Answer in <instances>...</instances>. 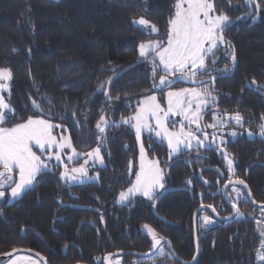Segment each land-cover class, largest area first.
Listing matches in <instances>:
<instances>
[{"label":"trees","instance_id":"1","mask_svg":"<svg viewBox=\"0 0 264 264\" xmlns=\"http://www.w3.org/2000/svg\"><path fill=\"white\" fill-rule=\"evenodd\" d=\"M259 2L257 18L248 19L250 6L244 0H214L218 11L226 12L232 22L236 20L224 34L234 45L238 63L233 67L227 46H220L214 65L209 62L210 74L226 72V65L228 72L236 67L233 76L218 79L217 88L225 93L221 108L246 118L255 115V120L264 115V0ZM174 3L0 0V67L13 72L7 99L15 109V118L7 125L41 115L32 108L31 99L35 100L51 119L69 128L77 150L86 153L100 143L107 162L95 169L98 179L85 183L65 182L57 169L45 170L15 202L0 203V254L24 247L43 254L50 264H105L103 257L113 251H149L152 237L142 229L151 224L158 234L172 241L181 258L191 260L195 254L192 216L196 207L212 204L220 213L230 212L221 196L229 176L227 170L225 175L205 171V184L195 175L197 166L183 158L166 171L167 186L178 189L160 202L159 216L154 215L148 200L132 199L120 204L119 193L132 184L136 173L135 132L127 125H110L104 141L97 140L100 134L95 125L101 115L110 122H119L121 116L133 114L142 97L159 92L152 87L151 66L147 63L135 66L112 83L110 101L99 85L139 60L142 41L156 37L167 40ZM141 16L156 24L159 32L149 35L131 23ZM253 79L256 85L251 84ZM145 142L151 145L150 156L158 157L167 169L173 160L168 147L153 136L145 137ZM228 143L236 161L235 176L244 179L254 198L264 203V137L249 138L242 133ZM204 154L209 156L200 161L218 164L216 152L206 150ZM229 194L236 201L232 188H228ZM70 202L95 206L98 211L81 209ZM238 207L242 216L214 225L200 237V255L195 264H258L263 228L255 216L261 209L248 198L241 199ZM67 244L71 246L65 248ZM134 258L121 256L114 261L134 264ZM159 258V264H180L169 256Z\"/></svg>","mask_w":264,"mask_h":264},{"label":"snow or ice","instance_id":"2","mask_svg":"<svg viewBox=\"0 0 264 264\" xmlns=\"http://www.w3.org/2000/svg\"><path fill=\"white\" fill-rule=\"evenodd\" d=\"M244 2L254 6L255 12L250 13V15L253 16V19L257 18L256 14L261 11L259 0H244ZM173 7L174 12L168 19L166 42L149 39L142 41L138 46L139 61L151 66L152 87L166 96V106L161 104L156 94H150L138 101L132 115L121 116L119 122H110L105 115H101L95 125L100 134L97 136V140L104 141V134L110 125L117 127L127 125L135 132L140 152L139 171L136 172V179L131 187L119 193V203L128 201L137 194L154 201L159 190L165 188V173L160 167L159 160H149L147 157L142 139L144 132L154 133L155 137L166 140L170 157L181 152L182 149H190L193 146L197 150L204 148L220 152L226 161L227 171L230 174L228 183L233 185L232 192L236 196V201L232 202V208L234 214L240 217L243 213L237 206L238 202L241 199L251 197L252 192L249 189L247 193H244L235 187V185H243L244 188H248V185L243 179L232 178L235 176L234 157L227 151V141L223 135L219 137L217 142V136L213 133L211 140H209V134L203 129L205 127L213 129L230 127L228 121H234L237 127L243 128L244 117L239 112L229 114L225 111L222 115H213L214 123L207 125L201 123L203 111L216 104L217 100L214 95L216 77L210 74L209 61L214 65L217 62L214 59L216 52L221 45H227L231 49L230 58L233 67L236 64L234 46L225 39L224 35L232 24V18L223 10L218 11L214 0H175ZM237 19H244V17ZM131 23L140 30L147 31L149 35L159 32L157 25L143 16L133 19ZM29 51L31 50L29 49ZM225 71H227V65ZM203 76H208V79H201L200 77ZM12 79V70L7 67H0V91H8L10 95L9 82ZM177 79L198 84L199 87L172 90ZM111 83L112 78L109 77L107 81L99 85L101 89H104L103 95L109 101L112 100V96L106 85ZM251 84L256 85L257 81L253 79ZM165 89H168L166 93ZM116 99L119 97L117 96ZM32 104L36 110L43 112L41 105L35 100L32 101ZM224 116L228 117V121L223 119ZM171 117L181 118L178 130H175L176 121H172L173 129L170 130ZM14 118L15 109L6 102L3 95H0V199L5 198L6 186H10L12 199L19 198L22 193L33 186L38 175L50 169L49 162L53 159L64 167L60 173L61 180L82 183L85 179L99 178L98 174L96 177L89 176L87 165L89 160L104 165L100 143L89 152L78 153L70 135H60L59 138L53 135V130L62 128V124H54L49 119L42 117L33 118L29 116L23 122L6 126L8 121ZM261 120L264 121V115L261 116ZM152 121L155 122L154 125ZM192 125H195V128H192ZM258 127L259 135L264 137V123ZM198 133H202L203 138ZM247 134L253 136L255 133L247 130ZM229 135L236 137L239 133L231 131ZM148 147L150 149L151 145ZM34 148L40 152V155L34 151ZM66 149L70 151V154L67 155L69 162L74 161L79 156L86 157L84 162L78 167L69 168L62 158ZM45 153H47L46 159H42ZM129 168L131 169V162H129ZM14 175H18V180H14ZM187 183L191 184L192 181L189 180ZM204 183L207 184L208 181L205 180ZM227 187L226 184L225 188ZM229 199L231 200V194H229ZM252 203L257 202L252 200ZM200 207L201 209L211 208L214 213L217 212L215 206L211 204L204 205L202 203ZM261 214L264 215V205L261 207ZM202 220L201 228L214 223L212 217L208 215L202 217ZM257 224H261V221L257 220ZM144 228L152 237V249H158L159 253L163 255L165 250L161 246V241L164 240V237H159L155 230L148 225H144ZM260 236L264 238V229L260 230ZM168 244L170 245L171 241H168ZM66 247L67 245H65ZM261 249H264V239L261 240ZM36 255L39 256L40 254L37 253ZM112 255L111 253L105 255L103 260L112 264L110 259ZM258 260L264 262V251L258 252ZM24 261L25 264H39L38 261L32 260L30 257L24 258ZM10 264H18V261L12 260ZM115 264H120L119 260Z\"/></svg>","mask_w":264,"mask_h":264},{"label":"flooded vegetation","instance_id":"3","mask_svg":"<svg viewBox=\"0 0 264 264\" xmlns=\"http://www.w3.org/2000/svg\"><path fill=\"white\" fill-rule=\"evenodd\" d=\"M250 11V10H249ZM229 40V39H228ZM233 44V43H232ZM230 72V71H229ZM223 73H228V71H226V72H221V73H214V74H211V76H219L217 79H216V81H215V85H214V88H215V92H214V95L216 96V98H217V100H216V104H213V105H211L210 107H208L206 110H205V112H204V114L202 115L203 116V120L201 121V123H202V125H207V124H210V123H214L215 121L213 120V115H222L225 111L227 112V113H229V114H234L235 112H230V111H228V110H226L225 108H221V104H220V102H221V97L225 94L224 93V91L223 90H221V89H219V88H217V82H218V79L219 78H221V74H223ZM208 76H205V77H202V78H207ZM227 77V76H226ZM201 78V79H202ZM224 109V110H223ZM243 117H244V125H243V128H239V127H237L236 125H235V122L234 121H228V117L227 116H224L223 117V119L225 120V121H228V123L231 125L230 127H226V128H223V129H213V128H208V127H205L204 129H203V131L204 132H207L208 134H209V140H211V136H212V134L213 133H215V135L217 136V142L219 141V137L221 136V135H223V137H224V139H225V141H227V145H226V147H227V151L232 155V153L230 152V145H229V141H231V140H235L236 138H237V136H239L240 134H242V133H245L246 135H248L247 134V130H251L253 133H255L253 136H248L249 138H253V137H259L260 135H259V125L261 124V123H264V121H262L261 120V116L262 115H260V118H258V119H260V121H258V122H256L257 120H255L254 118L256 117L255 115L254 116H251V117H249V118H246L244 115H242ZM256 127V128H255ZM253 129L254 130H256V131H253ZM231 131H237L238 133H239V135H237L236 137H232L231 135H229V133L231 132ZM202 137V136H201ZM190 151H191V153H190ZM206 151V149H204V148H200L199 150H197L196 149V147L195 146H193L191 149H189V150H185V151H182L180 154L181 155H179V156H175V157H173L172 159V161H170L169 162V164H168V167H167V169H166V171H168L169 169H170V167H172V165H173V163L176 161V160H178V159H180V158H183L187 163H190V165H196L197 166V170L195 171V175H196V177L201 181V182H204L206 179H204V177H203V173L205 172V171H207V170H209V171H211V172H213V173H215V174H217V173H219L220 175H222V174H224L225 175V172L224 171H226L227 170V165H226V161L224 160V158H223V156L220 154V152H218V151H213V150H208L209 152H216L217 153V156H218V164H215V162L213 161V160H210V161H212V163L213 164H205L204 163V161H200V158L202 157H205V156H209V155H207V154H204V152ZM184 153H186V155H184ZM180 156H182V157H180ZM190 156V157H189ZM234 162H236L235 161V159H234ZM220 166H222L223 167V169L220 167ZM228 172V171H227ZM230 175V174H229ZM233 179H235V178H238V177H236V176H234V177H232ZM240 178V177H239ZM228 180H229V176H228V179H226V182H228ZM87 182V181H86ZM225 182V183H226ZM83 183V182H82ZM85 183V182H84ZM224 183V184H225ZM72 184H75V183H72ZM223 184V185H224ZM223 185H222V187H223ZM168 188H170L171 190L169 191V192H171V191H173V190H176V189H178V188H176V187H171V186H167V179H166V173H165V188L164 189H162L160 192H158V195H157V198H158V196L165 190V189H168ZM229 188H233V186H231V187H229ZM237 188V187H236ZM222 189V188H221ZM242 192H244V193H246V191L245 190H243V189H241V188H239ZM168 192V193H169ZM167 193V194H168ZM166 194V195H167ZM165 195V196H166ZM164 196V197H165ZM221 196H222V194H221ZM156 198V199H157ZM164 199V198H163ZM162 199V200H163ZM161 200V201H162ZM149 201V205L151 206V209H152V212L154 213V215L155 216H159L158 215V206H157V213H155L154 212V210H153V205H154V203H155V201L156 200H148ZM160 201V202H161ZM160 204V203H159ZM204 204V203H203ZM68 205V204H67ZM70 205H72V206H75V207H79V208H81V209H85V210H95V211H98L97 210V208L95 207V206H89V205H82V204H79V203H73V202H70ZM201 205V204H200ZM206 205H209V204H206ZM212 205V204H211ZM228 205V204H227ZM199 206V205H198ZM197 206V207H198ZM214 206V205H213ZM86 207V208H85ZM197 207H196V209H197ZM216 208V207H215ZM195 209V210H196ZM216 210H217V212L220 214V215H222V216H226V215H229L231 212H232V209H231V207H230V212H227L226 210H222L221 211V213H220V211L216 208ZM101 212H102V210H101ZM194 213H195V211L193 212V216H192V226H193V234H194ZM205 215H208V216H211L212 217V219H213V221H214V223H215V220H214V218H213V216H212V214L211 213H209V212H206V211H203V212H201L200 214H199V217H198V223H197V227H199V224H200V221L202 220V217H204ZM159 219L160 220H164L163 218H161V217H159ZM213 223V224H214ZM218 224H221V225H223V223H219V222H217V223H215V225H218ZM145 225H150V226H152L151 224H145ZM152 228L154 229V230H156L153 226H152ZM156 232H157V234H158V231L156 230ZM158 236L159 237H165V238H168V237H166L165 235H161V234H158ZM198 236H199V241H200V235H199V233H198ZM169 239V238H168ZM69 246H71V244H67V248L69 247ZM200 246V245H199ZM162 247L164 248V254L163 255H161L160 253H159V251H157L154 255H152V256H150V257H136V256H134L135 258H134V264H141L142 263V261H143V264H159V263H161V261H162V259L161 258H159V257H163V256H166V257H172L173 259H174V257L172 256V254L169 252V250H168V248H167V246H166V244H164V245H162ZM152 249V248H151ZM150 249V250H151ZM149 250V251H150ZM196 250V249H195ZM129 251V250H128ZM137 252H148V251H137ZM168 254V255H167ZM195 255V254H194ZM63 258V257H62ZM115 259V258H114ZM114 259L112 260V263L113 264H115V261H114ZM193 259V258H192ZM175 260V259H174ZM185 260V259H184ZM49 261V260H48ZM176 261V260H175ZM189 261V260H188ZM1 262V261H0ZM105 262V261H104ZM49 263H50V261H49ZM78 263H83V264H89V263H87V262H84V261H79V262H76V263H74V264H78ZM176 263H177V261H176ZM3 264V263H2Z\"/></svg>","mask_w":264,"mask_h":264},{"label":"water","instance_id":"4","mask_svg":"<svg viewBox=\"0 0 264 264\" xmlns=\"http://www.w3.org/2000/svg\"><path fill=\"white\" fill-rule=\"evenodd\" d=\"M53 1L60 2L61 0H53ZM248 6H250V11L247 13L246 17L249 19V18L252 17V15H250V13H254V7H253L252 5H248ZM235 22H236V20H234L230 26H232ZM224 35H225V34H224ZM225 39H226L227 41H230V40H228V39L226 38V36H225ZM230 42H231V41H230ZM231 45L234 46V45L232 44V42H231ZM221 46H222V47H226L227 45H221ZM235 54H236V51H235ZM142 63H144V62H140V61L138 60V61H136V62H134V63H132V64H130V65L125 66L124 68H122V69L119 70L118 72L114 73V74L111 76V78H112V83H113L115 80H117L118 78H120L123 74H125L126 72H128L129 70H131L132 68H134L135 66H137V65H139V64H142ZM237 63H238V61H237V59H236V65H237ZM235 70H236V67H235L232 71H230V72H228V73H223V74H221L220 76H221V77L233 76L234 73H235ZM177 75H179V74H177ZM214 77H216V79H217L219 76H214ZM202 79L207 80L208 77H207V78H202ZM216 79H215V81H216ZM112 83H111L110 85H106V87H107V89H108L109 92H110V90H111V85H112ZM179 84H184V85H189V86H199L198 84H193V83H191V82H187V81H184V80L177 79V81H176V83L173 85V87H175L176 85H179ZM214 85H215V83H214ZM106 100H108V99L106 98ZM32 101H33V100L31 99V105H32V108H33V110H34L35 112L40 113L41 115H44V116H46V117H50V116H48V114L45 113L44 111H43V112H40L39 110H36V109L33 107ZM108 101H109V100H108ZM131 169H133V165H131ZM239 179H242V178H239ZM243 180H244V179H243ZM244 181H245V180H244ZM245 182H246V181H245ZM226 184L228 185L227 188H225V185H226ZM246 184L248 185L247 182H246ZM231 186H233V185H231V184H229L228 182H226V183L223 185L222 189H221L222 199H223L224 202H225L226 204H228L229 207H231V209H232V212H231L229 215L222 216V215H220L218 212H215V213H214V212L212 211L211 208H207V207L201 209L200 205H199V206L197 207V209L195 210L194 218H193V219H194V242H195V249H196V250H195V255H194L195 259H191V260H189V261H188V260H184V259L181 258V257L178 255V253L175 251L174 246H173V243H172V241H171L170 239L164 237V240L161 241V246L164 245V244H166V246H167L169 252L172 254V256L174 257V259H175L178 263H180V264H195L196 261H197L198 258H199V255H200V246H199V236H198V227H197V223H198V217H199V214H200L201 212L206 211V212L211 213L212 216H213V218H214V220H215V223H217V222H219V223H226V222L232 221L233 219H235V218L237 217V216L234 214V211H233V208H232V202H233V201L230 200V199H229V196H228V188L231 187ZM235 187H237V188H241V189L245 190L246 193H247V191H248L249 189L251 190V188H250L249 185H248V188H244L243 185H235ZM170 190H171L170 188L165 189V190H164V191L158 196V198L156 199V201H155V203H154L155 206H153V210H154L155 213H157L156 210H157V206L159 205L160 201L164 198V196H165ZM251 192H252V191H251ZM248 199H249V201H250L251 203H252V200H255V201L257 202V203H255V204L252 203L253 206H255L256 208L261 209L262 205H264V203H260V202H258V201L254 198L253 193H252V196H251V197H248ZM204 205H206V204H204ZM237 206H238V205H237ZM85 208H86V207H85ZM217 213H218V214H217ZM215 223H214V225H215ZM148 226H150V225H148ZM150 227L152 228V226H150ZM152 229H153V228H152ZM142 230H143L144 232L148 233L147 229H145L144 227H143ZM155 232H156V230H155ZM156 233H157V232H156ZM148 234H149V233H148ZM149 235H150V234H149ZM168 241H171V244H170V245L168 244ZM14 249H16V251H13V249H11L10 251H7V252H5V253L0 254V261H1L0 264H2V263H4V262H7L8 260L12 259L15 255L20 254V253H28V254H32V255H34L35 257H37V258H38L43 264H50L49 261H48V258L45 257L43 254L39 253L38 251H35V250H33V249H30V248H24V247H17V248H14ZM157 251H158V249H151V250L148 251V252H143V253H142V252H137V251L117 250V251L110 252L111 254H113L112 257H111L110 259L113 260L114 258H116V257H121V256L150 257V256L154 255ZM37 253H39L40 255L37 256V255H36ZM6 254H10V255H6ZM108 254H109V253H108ZM106 255H107V254H106ZM41 257H43V260H41ZM194 257H193V258H194ZM78 264H83V263H78ZM105 264H108V262L105 261ZM112 264H113V263H112Z\"/></svg>","mask_w":264,"mask_h":264},{"label":"rangeland","instance_id":"5","mask_svg":"<svg viewBox=\"0 0 264 264\" xmlns=\"http://www.w3.org/2000/svg\"><path fill=\"white\" fill-rule=\"evenodd\" d=\"M140 18V17H139ZM138 19V18H137ZM156 34V33H155ZM163 40V41H165L166 42V40H164L163 38H161V37H156V38H152V40ZM147 41V40H146ZM210 62V61H209ZM210 68V67H209ZM13 73V72H12ZM201 78V77H200ZM10 85H11V81L9 82V87H10ZM191 87H199V86H189V85H184V84H180V86H178V87H176V88H173L172 90H178V89H180V88H191ZM168 91V89H166L165 90V93ZM7 93H8V91H0V95H3L4 96V98H5V100H6V102H8V99H7ZM152 94H156L157 96H158V98L160 99V102H161V104L162 105H165L166 106V96H164L163 94H161L160 92H154V93H152ZM150 95V94H149ZM147 96V95H146ZM143 98V97H142ZM9 103V102H8ZM210 107V106H209ZM206 110V109H205ZM205 110L203 111V113H202V115L204 114V112H205ZM31 117H33V118H37V117H42V118H44V119H49L52 123H54V124H61V123H59V122H57V121H54L53 119H51L50 117H46V116H44V115H33V116H31ZM180 117H171L170 118V122H169V128H170V130H172L173 129V124H172V121H176L177 123L175 124V130H178L179 129V121H180ZM27 120V119H26ZM25 121V120H24ZM19 122H23V121H19ZM19 122H16V123H19ZM152 123H153V125H154V121H152ZM15 124V123H14ZM13 125V124H12ZM12 125H6V126H12ZM63 125V124H62ZM192 128H195V125H192L191 126ZM65 129H66V131H65ZM53 135H56L57 136V138H59V136L60 135H70L71 136V134H70V130H69V128L67 127V126H65V125H63V127L62 128H56V129H54L53 130ZM198 135H201L202 136V133H198ZM147 136H153L158 142H162V143H164L166 146H167V141L166 140H161V139H159V138H157V137H155V134L154 133H148V132H144L143 133V135H142V139H143V142H144V145H145V150H146V153H147V157H148V159L149 160H151V159H157V160H159V162H160V167L163 169V171H164V173H166V166H164L163 167V164H162V162H161V160L158 158V157H151L150 156V154H149V145H147L146 144V142H145V137H147ZM72 138V137H71ZM201 138H203V136L201 137ZM72 142H73V140H72ZM73 145H74V143H73ZM137 146H138V161H137V168H136V172H138L139 171V165H140V152H139V144H138V142H137ZM75 147V146H74ZM168 147V146H167ZM76 148V147H75ZM77 149V148H76ZM191 149V148H190ZM169 150V149H168ZM185 150H189V149H182V151H185ZM34 151H37V154L38 155H40V152L37 150V149H35L34 148ZM101 151H102V155L104 156V153H103V150H102V147H101ZM181 151V152H182ZM77 152L78 153H84V152H80L79 150H77ZM181 152H179V153H177V154H173L171 157H170V159H172L173 157H175V156H179L180 155V153ZM68 154H70V151L69 150H65V154L63 155V160H64V163H66V164H68V167L69 168H72V167H78L80 164H82L83 162H84V159L86 158V157H84V156H79V157H77L76 159H74V161H72V162H69L68 160H67V155ZM46 156H47V153H45L43 156H42V159H46ZM50 163V169L49 170H53V169H57L58 171H59V174L64 170V167H63V165L62 164H60L59 162H57V161H55L54 159L52 160V161H50L49 162ZM106 158H105V156H104V165H100L99 163H93L91 160H89V164L87 165V167H88V174H89V176H91V177H96L97 176V174H98V172H97V170H95L96 168H99V167H102V166H105L106 165ZM52 165H55V167H52ZM39 176V175H38ZM38 176H37V178H38ZM14 180H18V175H14ZM36 178V179H37ZM135 179H136V173H135V177H134V180H133V182L132 183H134L135 182ZM91 180H96V179H91ZM63 181H65V182H69V183H81V182H79V181H66V180H63ZM86 181H90V180H88V179H85L83 182H86ZM35 182V181H34ZM164 183H165V179H164ZM34 185V184H33ZM132 185V184H131ZM131 185L130 186H128L127 188H129V187H131ZM33 187V186H32ZM31 187V188H32ZM126 188V189H127ZM126 189H124V190H126ZM161 190H159V192H160ZM24 193H22V195H23ZM21 195V196H22ZM20 196V197H21ZM19 197V198H20ZM19 198H16V199H12L11 198V196H10V186H6V195H5V198H3V199H0V203H2L3 201H7V202H9V203H13V202H15L17 199H19ZM132 199H144V200H148L147 198H145V197H143V196H141V195H135V196H133V197H131L128 201H125V202H123V204H125V203H127V202H129L130 200H132ZM120 204H122V203H120ZM26 257H30L32 260H35V261H38L39 262V264H43L37 257H35L34 255H32V254H28V253H20V254H17V255H15L12 259H10V260H8L7 262H4L3 264H10V262L12 261V260H17L18 261V264H25V261H24V258H26Z\"/></svg>","mask_w":264,"mask_h":264},{"label":"built area","instance_id":"6","mask_svg":"<svg viewBox=\"0 0 264 264\" xmlns=\"http://www.w3.org/2000/svg\"><path fill=\"white\" fill-rule=\"evenodd\" d=\"M257 220L261 221V224H259V225L264 229V215L261 214V211L259 213H257V215L255 216L256 223H257ZM201 223H203V220L200 222V224ZM200 224H199V227H198V233H199L200 236H204L207 233V231H209L210 229L213 228V225H208L205 228H201ZM260 251H264V249H261V245L259 247V252ZM258 264H264V262H261V261L258 260Z\"/></svg>","mask_w":264,"mask_h":264}]
</instances>
